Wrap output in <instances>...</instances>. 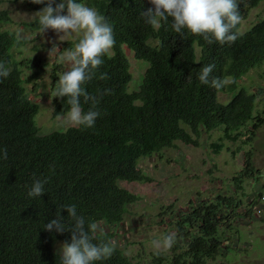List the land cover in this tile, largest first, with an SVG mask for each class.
Instances as JSON below:
<instances>
[{"label": "trees", "instance_id": "16d2710c", "mask_svg": "<svg viewBox=\"0 0 264 264\" xmlns=\"http://www.w3.org/2000/svg\"><path fill=\"white\" fill-rule=\"evenodd\" d=\"M262 1L237 0L242 17L235 29L238 37L220 45L197 36L181 37L167 24L154 31L138 17L139 11L149 7L147 0H85L106 16L115 39L97 71V77L107 73L106 79L93 77L84 85L99 98L100 116L92 128L76 126L43 136L36 123L39 106L25 88L29 81L23 78V65L13 60V49L23 43L1 29L11 18L0 10V63L9 71L8 77L0 78V148L7 150V158L0 159V264H57L54 246L70 239V233H49L42 225L55 218L59 205L68 203L76 204L78 212L96 227L100 222L109 227L108 232L95 229L93 233L94 242L110 241L113 248L111 257L97 264H142L114 245L111 227L120 225L129 207L140 200L120 183H149L140 161L175 148L177 142L198 148L203 136L220 131L221 142L251 146L264 126L259 93L239 85L264 65V18L250 32H239L250 10ZM27 4L37 10L43 7L32 0ZM27 27L38 31L35 21ZM126 50L149 65L139 90L133 92L129 91L133 76ZM207 64L214 65L211 76L224 81L222 88L198 81L199 68ZM58 78L54 73L53 87ZM223 93L234 94L227 104L219 101ZM65 99L55 98L54 117L70 107ZM81 106L87 111L89 104L81 98ZM211 148L218 154L224 147L215 143ZM243 158V170L232 179L239 191L246 180L261 175L253 150ZM35 178L47 179V192L31 199L27 186ZM236 194L191 200L187 209L173 214L177 242L171 255H151L150 264H210L227 259L232 249L225 245L226 236L233 230L234 210L242 206ZM60 215L66 217L67 212L61 209Z\"/></svg>", "mask_w": 264, "mask_h": 264}, {"label": "rangeland", "instance_id": "374dc122", "mask_svg": "<svg viewBox=\"0 0 264 264\" xmlns=\"http://www.w3.org/2000/svg\"><path fill=\"white\" fill-rule=\"evenodd\" d=\"M29 0H0V10L7 11L11 18L8 25L1 29L14 33L23 45L13 49V60L23 65V78L29 83L25 85L30 99L39 106L36 123L40 135L53 132H65L76 127L62 123L54 117L55 98L53 74L59 76L67 70L68 65L58 58L49 62L48 50L53 43L58 44V50L65 49L64 43L58 41L53 30L40 34L27 27L34 22L30 18L37 9L31 8ZM264 18V0L250 10L246 19L241 23V35L250 32ZM73 40H69L71 42ZM131 63L132 81L129 91L139 90L148 63L139 61L134 54L126 50ZM240 87L249 93L258 92L260 101L259 111L264 110V65L251 71L239 82ZM232 93L219 95V101L227 104L233 98ZM222 133L215 131L211 136H203L198 148L186 146L180 142L175 148L166 149L140 161V170L150 178L149 183H120L122 187L137 194L140 200L129 207L124 221L115 229L114 245L121 248L125 254L142 264H150L151 255H171L167 250H153L149 241L156 235L174 232L173 214L187 209L189 201L198 199L214 200L219 195L235 196V192H243L246 196L237 195L242 206L234 210L232 216L233 230L226 237L225 245L231 247V255L210 264H264V126L258 131L256 140L251 146L242 142H221ZM223 144V150L215 153L212 144ZM253 150L255 168L261 173L255 180L244 183L243 191L235 189L232 179L244 167L243 154ZM172 205L171 212L165 208ZM252 205V206H251ZM249 211L250 214H249ZM98 233L108 232L109 227L100 222ZM62 243H56L57 250Z\"/></svg>", "mask_w": 264, "mask_h": 264}, {"label": "clouds", "instance_id": "9594fccd", "mask_svg": "<svg viewBox=\"0 0 264 264\" xmlns=\"http://www.w3.org/2000/svg\"><path fill=\"white\" fill-rule=\"evenodd\" d=\"M32 3L43 5L30 17L35 20L40 34L53 30L58 41H74L62 51L58 50L57 43L48 50L49 62L58 58L68 65L59 75L52 97L66 98L65 103L70 107L57 117L66 125L92 128L100 116L99 98L90 95L84 85L97 77L103 57L115 43L113 26L85 0H32ZM147 3L149 7L139 11L138 17L154 31L167 24L181 37L197 36L209 44L220 45L232 43L238 37L235 29L242 17L237 10V0H147ZM213 67L212 64L201 66L197 79L202 85L220 89L224 81L211 76ZM8 75L9 71L0 63V78ZM106 77L107 73L100 72L97 78L104 80ZM107 91L105 89V93ZM81 98L89 104L87 111L81 106ZM6 158L7 150L0 148V159ZM46 184V178L33 179L27 186V197L39 198L47 192ZM61 209L67 212L66 217L60 215ZM42 229L49 233H70V239L57 250V264H97L113 254L110 241L94 242L96 224L80 214L76 204L59 205L55 218L43 223ZM177 239L176 232H167L154 236L149 244L153 250H167Z\"/></svg>", "mask_w": 264, "mask_h": 264}]
</instances>
